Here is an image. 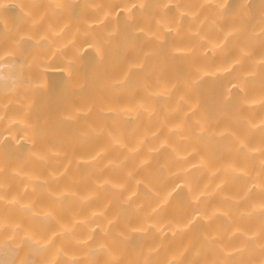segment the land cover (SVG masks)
<instances>
[{
  "label": "bare ground",
  "instance_id": "6f19581e",
  "mask_svg": "<svg viewBox=\"0 0 264 264\" xmlns=\"http://www.w3.org/2000/svg\"><path fill=\"white\" fill-rule=\"evenodd\" d=\"M0 264H264V0H0Z\"/></svg>",
  "mask_w": 264,
  "mask_h": 264
}]
</instances>
